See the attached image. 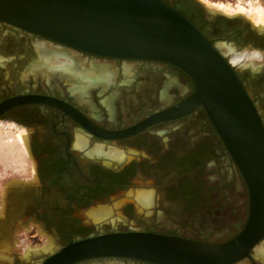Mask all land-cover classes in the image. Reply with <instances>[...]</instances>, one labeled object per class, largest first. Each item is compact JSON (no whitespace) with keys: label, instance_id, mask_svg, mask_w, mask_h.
Masks as SVG:
<instances>
[{"label":"flooded vegetation","instance_id":"flooded-vegetation-1","mask_svg":"<svg viewBox=\"0 0 264 264\" xmlns=\"http://www.w3.org/2000/svg\"><path fill=\"white\" fill-rule=\"evenodd\" d=\"M164 1L215 48L225 44L228 63L238 47L262 58L256 66L229 64L264 128V30L205 14L194 0ZM42 44L66 50L81 71L93 65L107 71L89 80L39 67ZM192 92L189 78L171 65L87 55L0 22V104L34 98L0 114L22 134L23 145L13 142L12 149L26 161L1 171L0 264H41L68 242L108 234L207 245L238 235L247 219V188L201 109L118 136ZM263 243L264 237L234 264H264ZM74 264L149 263L96 258Z\"/></svg>","mask_w":264,"mask_h":264},{"label":"water","instance_id":"water-1","mask_svg":"<svg viewBox=\"0 0 264 264\" xmlns=\"http://www.w3.org/2000/svg\"><path fill=\"white\" fill-rule=\"evenodd\" d=\"M0 22L87 55L154 61L180 70L189 78L192 94L118 136L132 134L150 123L180 118L199 108L248 192L244 227L224 244L207 245L143 233L108 234L68 242L41 264H74L96 258H126L149 264H234L263 239L264 128L219 48L185 17L161 0H0ZM31 99L3 102L0 114L33 102ZM42 102L60 106L51 100Z\"/></svg>","mask_w":264,"mask_h":264},{"label":"rangeland","instance_id":"rangeland-1","mask_svg":"<svg viewBox=\"0 0 264 264\" xmlns=\"http://www.w3.org/2000/svg\"><path fill=\"white\" fill-rule=\"evenodd\" d=\"M196 1L203 6L202 9L204 10L205 14H208V12L205 11V10H208L210 12H215V13L217 12V14L226 15L227 17H232V18H237V16H240L243 19H245L246 23H248L249 25H252V26L253 25L255 26V24L252 22L253 14L255 12H258V10L260 12L262 11L264 13V0H196ZM219 6L230 8V10H231L230 13L222 12V8H220ZM255 8L256 9L258 8V9L256 10ZM249 9L250 10L252 9L251 11H253V12H251ZM255 27H257V26H255ZM257 28L262 29L259 27H257ZM216 46L219 48V50L221 48H224L225 50H227L226 53L229 51L227 47H224L225 44H217ZM237 50H238L239 54H241L243 56L245 55L244 54L245 52L248 53L244 56V59L240 63L246 62L248 64L250 63L252 66H256V65L261 64L262 58H259V57L254 58L252 52L251 51L249 52L248 48L238 47ZM220 52H222V50ZM222 54L225 55L223 52H222ZM234 57H228L227 60L229 61V63L231 65H236V67H237L238 63L232 62ZM35 67H36V64L33 66L32 69H34ZM19 137H22L21 133H19L18 139H19ZM19 142L21 145H23L22 141L19 140ZM12 144L14 146L6 147L5 143L0 140V175H1V171L3 168L14 167L15 169H19V168H22L26 162L23 159L22 154H20L16 150L13 151L14 149H12V148H15L16 144H14V143H12ZM12 152H15V153H12ZM5 264H11V263L5 262Z\"/></svg>","mask_w":264,"mask_h":264},{"label":"bare ground","instance_id":"bare-ground-1","mask_svg":"<svg viewBox=\"0 0 264 264\" xmlns=\"http://www.w3.org/2000/svg\"><path fill=\"white\" fill-rule=\"evenodd\" d=\"M219 7L222 8V12L230 13V11H231L230 8H228V7H222V6H219ZM251 12H253V11H251ZM252 22L255 24V26L262 28V30H260L253 25L252 27H254L257 30V32H263V30H264V13L262 11L260 12L259 10H258V12H255L253 14V17H252ZM42 45H44V44H42ZM37 49H38V54H39V61H38L39 63L37 65H39V67H46L52 71H58L60 73H66L67 75H70V76H76L77 75V76H80L81 78L89 79V80L94 79V77L98 73H101V72L105 73L107 71L106 67H102L100 65H93V67L90 70H87V71L82 70L83 71L82 72L81 68H80L81 64L79 63L80 61H78L77 58L70 56L71 54L68 55L67 52H63V51L56 49V48L55 49L50 48V46H46V45H44L42 47L38 46ZM221 50L224 54L227 51L224 48H221ZM243 59H244L243 55H241V54L236 55L233 58L232 62L239 63L240 61L242 62ZM22 139H23L22 137H19L20 141H22ZM96 214H100V213H96ZM102 215H103V213H102ZM260 252L264 253V243H263L262 247L260 248Z\"/></svg>","mask_w":264,"mask_h":264},{"label":"built area","instance_id":"built-area-1","mask_svg":"<svg viewBox=\"0 0 264 264\" xmlns=\"http://www.w3.org/2000/svg\"><path fill=\"white\" fill-rule=\"evenodd\" d=\"M18 135L19 131H17L13 123L0 120V136L3 137L2 139L5 144L19 143Z\"/></svg>","mask_w":264,"mask_h":264},{"label":"trees","instance_id":"trees-1","mask_svg":"<svg viewBox=\"0 0 264 264\" xmlns=\"http://www.w3.org/2000/svg\"><path fill=\"white\" fill-rule=\"evenodd\" d=\"M162 2H164L165 4H167L164 0H161ZM167 5H169V4H167ZM169 6H171L175 11H177L179 14H181L183 17H186L182 12H180L179 11V9H178V7L175 5V4H171V5H169ZM186 19H190V18H187L186 17ZM189 21V20H188Z\"/></svg>","mask_w":264,"mask_h":264}]
</instances>
